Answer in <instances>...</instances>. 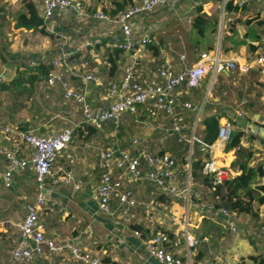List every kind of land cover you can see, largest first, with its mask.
Listing matches in <instances>:
<instances>
[{
    "label": "crops",
    "instance_id": "obj_1",
    "mask_svg": "<svg viewBox=\"0 0 264 264\" xmlns=\"http://www.w3.org/2000/svg\"><path fill=\"white\" fill-rule=\"evenodd\" d=\"M73 1L81 4L88 16L57 13L45 25L49 35H43L39 30L18 26V18L27 12L26 2L33 3L43 15L42 0H0V74L4 75L6 84L21 72L41 64L47 65L62 55H68L70 60L64 80L54 87L47 86L45 80L36 82L34 86L27 84L26 92L30 94L32 107H26L27 100L22 104L26 110H33L24 115V125L21 122L7 123L0 113L1 126L41 136H55L84 121L82 107L65 98L67 88L77 91L86 88L89 104L94 110H99L110 103L108 86L118 81L127 68L136 70L140 78L154 76L161 67H172L176 71L192 67L202 53L216 50L224 59L236 62V69L209 74L196 89L180 87L177 90L176 116L186 125L189 137L203 140L205 120L211 117L219 118L220 126L231 121L233 133H243L239 148L226 151L218 139L213 143L214 160L229 179L240 174L233 167L235 161H244L238 157L239 149L245 154L252 153L249 167H258L256 164L264 158V132L260 135L245 129L240 122L247 120L249 125L264 130V101L256 63L257 56L264 54V3L252 0L240 6L234 0H175L168 6L139 16L134 21L135 39L138 41L149 33L154 40L157 32L174 21L182 22L186 30L161 37L154 45L153 42L147 46L137 45L126 52L118 48L125 41L122 31L112 23L92 17L98 11L116 13L126 0ZM198 16L207 22L204 36H199L189 25ZM62 43L64 51L60 49ZM78 47H82L83 52L77 53ZM109 59L116 61L114 70ZM106 61L109 65L105 64ZM32 63L35 66L29 67ZM87 73L94 74L97 81L85 84L82 77ZM7 93L0 90V110L9 104L7 98L14 97ZM56 102L59 106L54 109L57 110L55 115L59 118V125L52 122L56 117L44 116V113L48 114L45 105L49 108L50 103ZM185 103L201 109L199 112L190 111L184 107ZM11 107V112L7 108L6 111L10 118H14L19 111L14 112ZM239 113L242 117L238 116ZM90 128L95 129L93 134L89 132ZM88 129L84 136L76 133L77 140L87 142L80 144L75 139L70 148L58 155L54 175L47 179L49 200L39 218L45 237L58 243L68 241L81 252L110 264H159L147 250L148 239L158 231L173 236L168 247L176 257L190 258L195 264H241L243 260L250 263L251 256H264V205H260L257 198L253 204L255 215H236L232 221L236 231H231L228 220L220 213L223 207L217 206L221 200L210 194L205 185L203 169L197 170L198 177H192L193 163L204 166L207 154L198 144L191 147L181 142L180 136L171 130L170 117L162 110L141 105L135 112L125 114L118 126L109 123L89 126ZM148 130L161 138L148 142ZM130 132L137 134L130 138L127 136ZM172 140L176 141L178 149L183 151L185 148L190 154L185 170L177 163L179 153L169 146L168 141ZM2 148H19L23 157L31 153V149L17 136L0 133ZM108 149L117 156L123 152L131 156L142 152L170 155L177 163V186L181 189L189 187L191 196L160 194L146 179L129 180L125 187L133 191L138 202L131 216L124 215L117 199L112 202L113 214L103 213L96 200V192L100 183L101 153ZM8 166L5 157L0 155V173ZM259 166L264 167V162ZM58 169L73 173L71 183H55L60 177ZM144 173H147L146 165ZM261 181L259 177L255 183L260 184ZM36 198L33 168L16 171L12 188L4 186L0 174V264H14L12 252L22 241L18 224L26 216V206L34 203ZM191 242L195 245L191 246ZM49 262L84 264L75 260L70 252L63 256L47 253L30 264Z\"/></svg>",
    "mask_w": 264,
    "mask_h": 264
},
{
    "label": "built area",
    "instance_id": "obj_2",
    "mask_svg": "<svg viewBox=\"0 0 264 264\" xmlns=\"http://www.w3.org/2000/svg\"><path fill=\"white\" fill-rule=\"evenodd\" d=\"M175 0H135L134 3L115 14H108L98 11L92 15L95 20L105 21L117 26L123 33L125 41L118 48L122 51H132L135 46H147L152 44L153 39L149 33L136 41L134 36V21L141 15L149 14L162 6H168ZM238 5L244 6L252 0H234ZM264 3V0H259ZM43 22L48 24L57 13L71 12L78 16L86 15L85 8L73 0H42ZM89 45V44H88ZM64 43L60 49L64 51ZM77 53L83 52L82 47L76 49ZM65 54V53H63ZM184 58V57H183ZM256 63L259 66L262 98L264 101V54L257 56ZM105 64L109 65L106 61ZM35 63L29 64L34 67ZM50 67L45 78L49 87H54L58 82L64 80L65 74L70 68L68 55H62L47 64ZM236 69V62L224 59L219 51L212 50L204 52L192 67L176 71L172 67L158 68L154 76L140 78L139 73L133 68H127L118 81L108 86L107 96L109 105L102 109L94 110L88 102L86 88L84 91H77L67 88L65 98L82 107L84 121L74 127L66 128L55 136H41L33 132H23L9 126L0 125V133L15 135L28 148L31 149L29 156H21L19 148L0 149V155L8 162V168L1 174L6 188H12L14 173L33 168L36 173L37 198L34 203L26 206V216L18 224L22 241L12 252L14 264H30L37 257H44L47 253L50 256H63L70 252L71 256L84 264H110L89 253H83L70 242L58 243L44 235L43 227L39 218L41 211L48 204L46 195V182L54 175L55 162L58 155L70 148L76 139L78 130H86L89 126H103L114 124L118 126L121 118L135 112L138 106L151 105L154 109L162 110L172 121V132L180 136V141L191 145L198 144L209 159L204 163V174L209 176L215 184L222 185L229 179L227 173L219 167L214 160V146L205 143L195 136L189 137L186 133V125L176 116L178 104L177 90L186 86L187 89H196L207 78L209 74H217L223 71ZM85 84L97 81L94 74L87 73L83 77ZM5 83V77L0 74V88ZM184 107L190 111L199 112V106L192 103H185ZM242 117V114H238ZM234 124L226 121L220 127L218 142L221 148H225L233 134ZM259 134H263L260 130ZM137 140H135V143ZM147 166V173H144V166ZM176 160L168 154H150L147 152L131 156L127 152L117 156L114 151L108 149L101 153L100 183L96 192L100 210L112 215V202L117 199L120 207L123 208L125 216H131V212L138 202L133 191L125 187L129 180H148L160 194L182 197L191 196L190 188L181 189L176 183ZM60 177L55 183L69 184L73 180V173L58 169ZM220 213L228 220L231 231L235 232L233 219L235 213L228 209L221 208ZM139 235V232H136ZM173 240L164 232L154 233L147 241L149 254L159 264H195L190 258L182 259L176 257L166 246L172 244ZM31 244L33 245L31 247ZM195 243L191 242V246ZM48 264H53L49 262Z\"/></svg>",
    "mask_w": 264,
    "mask_h": 264
},
{
    "label": "trees",
    "instance_id": "obj_3",
    "mask_svg": "<svg viewBox=\"0 0 264 264\" xmlns=\"http://www.w3.org/2000/svg\"><path fill=\"white\" fill-rule=\"evenodd\" d=\"M135 0H126L124 5H120L119 9H125L126 5H132ZM27 12L20 15L18 18V26L24 27L27 29L39 30L43 35H49L47 32L43 18L39 14L35 5L31 2H26L25 4ZM117 10V11H120ZM116 11V13H117ZM115 14V13H113ZM206 20L202 16H198L193 22V29L197 31L199 36H204ZM109 62L113 65V70L116 68V61L114 59H109ZM50 67L44 64H41L35 68H31L30 71H23L19 76L11 81L10 83H4L0 90L8 91L12 95H23L26 93L27 84L34 86L36 82L45 80L48 75ZM220 123L219 118L211 117L205 120V133L203 135V141L209 145L213 144L218 138L220 133ZM89 127H87L88 129ZM86 129V130H87ZM86 130H78L80 136H84ZM89 132L93 134L95 129L90 128ZM243 133H233L230 140L227 142L226 151L239 148L241 145V139ZM209 159V155H206ZM238 157L244 161L237 160L233 163V167L240 171V174L234 178H230L224 181L222 185H217L214 181L207 175L204 174V182L210 194L215 197H218L221 200V204H218V207H223L228 209L230 212L235 213L236 215L241 214H251L255 215L253 210V204L255 200H258L260 205H264V196L256 191L251 185L256 184L255 181L257 178L264 177V167H249L248 161L252 157V153L245 154L241 149L238 150ZM205 163V162H204ZM204 169L203 164L193 163L192 165V177H198L197 170ZM259 195V197H257ZM196 196H193L195 199ZM173 239L172 235H169ZM170 244H167L168 247ZM169 248V247H168ZM250 263L245 260L241 264H264V256H251L249 258Z\"/></svg>",
    "mask_w": 264,
    "mask_h": 264
},
{
    "label": "rangeland",
    "instance_id": "obj_4",
    "mask_svg": "<svg viewBox=\"0 0 264 264\" xmlns=\"http://www.w3.org/2000/svg\"><path fill=\"white\" fill-rule=\"evenodd\" d=\"M193 22H194V20L192 19L189 25L192 26ZM185 30H186L185 29V25L182 22L174 21V22L168 23V24H166L164 26V28H162L159 32H157L155 34V37H154V40H153V44L152 45H154L155 43H158V41H159V39L161 37L169 36L170 34H172L173 32H176V31L184 32ZM152 45H150V46H152ZM3 93H7V92L3 91ZM9 94L7 93V95H9ZM29 95L30 94L26 92V93H24L23 95H20V96L15 95L14 97L9 98V100L7 98V101L9 102V104L7 105V107L5 106V109L0 110V113L1 114L3 113L1 115L3 121H5L7 123H12V124L13 123H20L21 122V124L24 125V120H25L24 115H29V112H32V110H33L32 108H29L28 110H26L25 107L23 108L22 102L23 101L26 102V100H27L26 107H27V105L30 106V107H32V105L29 102L30 101L29 100ZM11 106H13V111L14 112L15 111L16 112L19 111V112L16 113L17 115L15 114L16 116L14 118H10L9 115H8V113H7V111H6V108H7L11 112L12 111V107ZM58 106H59V103L58 102H56V103H50V107L49 108H48V106L45 105V109H48V114L47 113H44V116L46 118L48 116L49 117H52V118L53 117H56L52 121V122H54L53 124H56L57 121H58V119H59L55 115L57 113V110L54 109V108H58ZM136 134H135V132H134V134L133 133L131 134V132H130V134L127 135V136L131 138V137H133ZM146 137H147V141L148 142H151V140L157 141L158 139L161 138V136L155 135V134H153V131H149V130L147 131ZM79 142H80V140H77L76 141V143H79ZM86 142L87 141L83 139V141H81L80 144H82V143L85 144ZM175 142H176L175 140L168 141L169 146L172 147L174 150H177V152L179 153V156H178V159H177L178 165L181 167L182 170H185L186 163L189 162L190 154H189V152L185 148H183V151L181 149H178V147L176 146ZM152 150H153V148H152ZM256 159H258V158H256ZM263 162H264V158H263L262 161L258 162L256 164V166H259V164H261Z\"/></svg>",
    "mask_w": 264,
    "mask_h": 264
},
{
    "label": "water",
    "instance_id": "obj_5",
    "mask_svg": "<svg viewBox=\"0 0 264 264\" xmlns=\"http://www.w3.org/2000/svg\"><path fill=\"white\" fill-rule=\"evenodd\" d=\"M241 126L243 128H248L249 130H252L253 132H259L260 130L264 132L263 129H258L255 125H249L247 120H243L240 122ZM256 191L261 193V195L264 196V177L262 178V181L260 184H252L251 185Z\"/></svg>",
    "mask_w": 264,
    "mask_h": 264
}]
</instances>
